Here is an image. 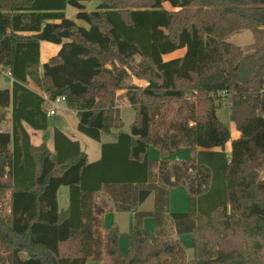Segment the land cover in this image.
<instances>
[{"label": "trees", "instance_id": "1", "mask_svg": "<svg viewBox=\"0 0 264 264\" xmlns=\"http://www.w3.org/2000/svg\"><path fill=\"white\" fill-rule=\"evenodd\" d=\"M98 1L87 12L83 3L92 0H0V73L13 80L12 92L0 90V110L12 106L11 130L0 132V202L9 195L0 264H264V0ZM66 7L87 28L67 19ZM244 31L249 46L225 41ZM40 42L59 45L41 74ZM135 57L143 63L137 72L129 66ZM127 68L148 86L127 88L135 121L101 146L99 161L89 164L58 130L53 154L31 145L23 122L34 131L48 122L29 80L48 100L64 97L77 131L96 142L122 127L115 92L124 90ZM223 107L240 134L230 156L223 148L231 136L216 117ZM150 145L161 161L148 159ZM186 147L203 151L186 163L164 160ZM61 186L70 193L62 212ZM179 186L189 195L186 214L169 209ZM151 197L153 210L140 209ZM108 207L134 214L125 254L117 229L102 225ZM148 216L152 232L142 226ZM188 233L191 257L179 241Z\"/></svg>", "mask_w": 264, "mask_h": 264}, {"label": "crops", "instance_id": "2", "mask_svg": "<svg viewBox=\"0 0 264 264\" xmlns=\"http://www.w3.org/2000/svg\"><path fill=\"white\" fill-rule=\"evenodd\" d=\"M98 4H96V6ZM83 5L85 6V10L87 12H92L95 9L94 8L93 10L88 11L87 6L89 5V3H83ZM69 9H72V8L66 7V9L64 10V14L66 15V18L69 19L70 21H73L78 26L87 28L84 22L76 20V14H77L76 10L72 9V10H74V13L71 12L72 14L70 16L67 14V11ZM0 22H1V15H0ZM1 38H2V33L0 31V40H1ZM39 50H40V54H39V67L38 68H39V72L41 74L43 71L42 65L44 63H47L51 58H54L57 56V54L59 52V45L56 46V45L50 44L48 42H40ZM183 54H184V51L182 52L181 56H183ZM181 56H179V57H181ZM4 73H6V75L8 76L9 85H10L8 88H5V89H8L10 92H12L13 80L10 77V75L8 74V72H4ZM26 86L28 89H30L34 93L43 97V99H44L43 110H44L45 115H46V109H47L46 103H47V101H49L47 99L46 95L43 93L42 90H40L37 86H35L30 80L28 81ZM120 92H122V91H120ZM121 104L128 105L127 102H125L124 100L121 101ZM128 106H130V105H128ZM118 109H119V116H120V106H118ZM224 109H227V108L223 107L219 111L224 110ZM11 110H12V106L5 109V111L9 114V116L7 118L3 119V121L5 123L2 122V124L4 125L5 128H3V126H2L0 128V132H6V131L11 130V126H12V123H10ZM229 117L230 118L227 120L228 121L227 125L225 123H223L222 121H220L227 127V129L229 131V135L231 136L230 141L227 142L223 148L224 153H226L228 156H230V154H231L230 153L231 141L237 140L240 138V134L236 131L235 124H234L232 117L230 115V111H229ZM46 118H47V122H48L47 129L42 130V131H34L30 126H28L26 123L23 122V128L25 129L26 133L29 136V140H30L31 145L33 147H40L44 143L46 145V148L48 149V151L51 154H53L54 153L53 133H54V130H58L59 132L61 131L67 139L71 140L72 142L79 143L80 150L87 157V162L89 164L96 163V161H99L101 159V157H102L101 156V146L102 145L114 144V142H116V140H117L116 135L118 133H122V132H120L121 128L120 129L113 128L110 131V133H102L100 135V138H99L100 141H96L99 143V146L95 147L94 145H92V143L89 140L81 137L82 133L77 131V126H78L79 121L76 118V114L74 111L69 109L65 103H61L59 105L58 109L56 110V114L53 117H47V115H46ZM52 118H53V122L50 120ZM69 125H71V127ZM125 134H129V133H125ZM83 142H84L85 148H83V144H82ZM202 151L203 150H201V149H196L193 152L190 149V154L192 156L191 159H193L195 157L194 153L202 152ZM212 151L218 152L220 150L219 149H213ZM89 152H92L91 156H89ZM179 157H180V155H177V157L172 159L173 162H176V163H170V160L166 159L167 156L164 157V160L166 162H169L170 164H177V162H179L180 160H186L187 159L184 156L182 159H180ZM162 159H163V156H162L161 160ZM161 160H159V161H161ZM152 171H153V173L156 172L155 169H153ZM56 194H57V204H58L59 211H61V212L65 211L69 207V203H70V193H69L68 187L61 186L57 190ZM170 197H171V195L169 196V209H170ZM140 209L147 211V212L153 210V199H152V197L150 199H148L145 203H143V205L140 207ZM179 214H184V213H179ZM133 221H134V214L133 213L118 212L116 210L114 211L110 207H108L107 211L102 216V225L104 228H106L107 230H109V228L117 229V231H118L120 229V226H122L124 224L125 225L124 228L126 229V234H129L133 230ZM144 224H145V218L142 221L143 227H144ZM107 226L108 227L110 226V227L108 228ZM181 237H182V235L179 236L180 242H181ZM118 242H119V240H117V246L119 248V251L123 254L122 246L120 245V242H119V244H118ZM184 244H186V243H184Z\"/></svg>", "mask_w": 264, "mask_h": 264}, {"label": "rangeland", "instance_id": "3", "mask_svg": "<svg viewBox=\"0 0 264 264\" xmlns=\"http://www.w3.org/2000/svg\"><path fill=\"white\" fill-rule=\"evenodd\" d=\"M97 0H92V2L89 3V5L87 6V10L91 11L95 8L96 4L99 3V1ZM164 8L167 10H172L167 4L164 5ZM74 10L69 9L67 11V14L70 16ZM227 43H231L235 46H240V47H245V46H249L250 44L253 43V36L250 32L248 31H244V32H240L237 33L235 35L229 36L226 40ZM182 52H177L175 54H172L170 56H166L164 59H169V58H175V57H179L181 56ZM113 64L115 66H117L118 68H123L125 69L126 66L121 65L119 62L114 61ZM143 64L141 62V59L139 57H135L134 59H132V61L130 62L129 66H132L135 68V71H139L140 69V65ZM108 68H111L113 66H111L110 64L106 65ZM127 73L128 76L124 81V90H122V92L117 91L115 92V100L116 102H118V106H120V120H122V127L120 132L122 133H129L131 125L133 124V122L135 121V109L131 106L125 105V104H121V101L124 99V94L127 91V88H129L130 86H136L139 88V90L144 89L145 87L148 86V83L143 80V79H138L133 73H131V71L128 70L127 68ZM9 85V78L6 75V73H0V89L1 90H5V88H8ZM121 104V105H120ZM9 116V114L5 111V110H0V128L4 125L2 124L3 119L7 118ZM216 117L219 119V121H222L223 123H225L227 125V120L230 118L229 117V111L228 109H224V110H217L216 112ZM53 122V118L50 119ZM5 123V122H4ZM71 127V125H69ZM230 129V128H229ZM84 139L89 140L92 145L99 146L98 142H95L93 140H90L88 138H86V136H84L83 134H81ZM107 139V138H106ZM83 144V148H85L84 142ZM92 152H89V156H91ZM147 155H148V159L151 160L153 163L158 162L159 160H161L162 155L160 154V151L155 148L154 146L150 145V147L147 150ZM177 155H180V159L184 157H186V160H180L177 163H186L189 162L192 158L191 154H190V149L189 148H181L180 150H178L177 152L168 154L166 159L170 160V163H176L173 162V158L177 157ZM262 176H260L261 178ZM171 197H170V211L172 213H187L190 211L189 208V195L186 192V190L179 186V187H175L171 190ZM99 197L103 198L104 200H106L108 202V196L106 194H100L98 195ZM8 202H9V195L8 193L5 194L4 198L2 199V201L0 202V212L7 214L8 215ZM124 224L122 226H120V229L118 230V240L120 242V245L122 246L123 249V254L127 253L130 249L129 243H128V234H126V229L124 228ZM108 227V226H107ZM110 227V226H109ZM108 227V228H109ZM144 227L146 229H148L150 232L154 231L155 227H154V220L151 217H146L145 218V224ZM111 229V228H109ZM104 235V234H103ZM186 243V244H184ZM118 242V244H119ZM181 244H183L185 250H186V255L187 257H191L193 254V248H194V244H193V235L191 233L188 234H184L181 237ZM186 245V246H185ZM68 247H63L62 253L63 254H68ZM75 251V249L73 247H70V253L72 254ZM25 255L21 254V258L25 259ZM101 264V263H99Z\"/></svg>", "mask_w": 264, "mask_h": 264}, {"label": "built area", "instance_id": "4", "mask_svg": "<svg viewBox=\"0 0 264 264\" xmlns=\"http://www.w3.org/2000/svg\"><path fill=\"white\" fill-rule=\"evenodd\" d=\"M9 74V73H8ZM65 99L62 96H59L58 98L54 100L47 101V109H46V115L47 117H53L56 114V110L58 109L59 105L61 103H64ZM192 126V124H190Z\"/></svg>", "mask_w": 264, "mask_h": 264}, {"label": "water", "instance_id": "5", "mask_svg": "<svg viewBox=\"0 0 264 264\" xmlns=\"http://www.w3.org/2000/svg\"><path fill=\"white\" fill-rule=\"evenodd\" d=\"M63 37L67 38L68 37V32L64 31V33L61 34Z\"/></svg>", "mask_w": 264, "mask_h": 264}]
</instances>
